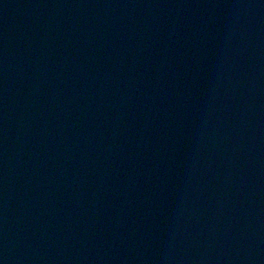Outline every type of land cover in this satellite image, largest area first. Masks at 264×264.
I'll list each match as a JSON object with an SVG mask.
<instances>
[{
  "label": "water",
  "instance_id": "obj_1",
  "mask_svg": "<svg viewBox=\"0 0 264 264\" xmlns=\"http://www.w3.org/2000/svg\"><path fill=\"white\" fill-rule=\"evenodd\" d=\"M0 264H264V0H0Z\"/></svg>",
  "mask_w": 264,
  "mask_h": 264
}]
</instances>
